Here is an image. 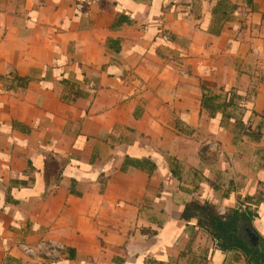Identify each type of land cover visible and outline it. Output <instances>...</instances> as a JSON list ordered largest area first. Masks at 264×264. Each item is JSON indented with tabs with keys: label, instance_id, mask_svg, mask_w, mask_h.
I'll list each match as a JSON object with an SVG mask.
<instances>
[{
	"label": "crops",
	"instance_id": "1",
	"mask_svg": "<svg viewBox=\"0 0 264 264\" xmlns=\"http://www.w3.org/2000/svg\"><path fill=\"white\" fill-rule=\"evenodd\" d=\"M0 264H264V0H0Z\"/></svg>",
	"mask_w": 264,
	"mask_h": 264
},
{
	"label": "trees",
	"instance_id": "2",
	"mask_svg": "<svg viewBox=\"0 0 264 264\" xmlns=\"http://www.w3.org/2000/svg\"><path fill=\"white\" fill-rule=\"evenodd\" d=\"M191 215L197 217V222L214 238L220 240L222 247L246 248L249 254L258 252L255 248H248L236 235V222L240 218H245L238 210L235 209L220 216L212 204L191 202L184 207L182 217L189 219Z\"/></svg>",
	"mask_w": 264,
	"mask_h": 264
},
{
	"label": "built area",
	"instance_id": "3",
	"mask_svg": "<svg viewBox=\"0 0 264 264\" xmlns=\"http://www.w3.org/2000/svg\"><path fill=\"white\" fill-rule=\"evenodd\" d=\"M19 246L23 254L33 261L43 259H58L61 257V253L63 250V246L57 241L41 242L34 246H29L27 244H20Z\"/></svg>",
	"mask_w": 264,
	"mask_h": 264
},
{
	"label": "water",
	"instance_id": "4",
	"mask_svg": "<svg viewBox=\"0 0 264 264\" xmlns=\"http://www.w3.org/2000/svg\"><path fill=\"white\" fill-rule=\"evenodd\" d=\"M236 235L248 248H255L259 251L263 250L262 240L252 227L249 219L240 218L236 222Z\"/></svg>",
	"mask_w": 264,
	"mask_h": 264
}]
</instances>
